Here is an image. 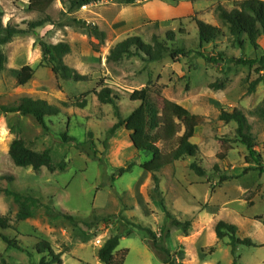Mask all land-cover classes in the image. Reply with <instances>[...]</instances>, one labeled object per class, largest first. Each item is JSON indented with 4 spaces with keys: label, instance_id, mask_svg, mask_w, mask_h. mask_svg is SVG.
<instances>
[{
    "label": "rangeland",
    "instance_id": "374dc122",
    "mask_svg": "<svg viewBox=\"0 0 264 264\" xmlns=\"http://www.w3.org/2000/svg\"><path fill=\"white\" fill-rule=\"evenodd\" d=\"M218 5L233 8L230 0H144L131 5L125 0H104L70 12L57 0L47 13L51 22L17 35L1 47L7 63L0 72V106H16L22 97L29 96L46 100L61 113L49 118L45 129L33 116L0 110V216L11 225L8 230H0V235L18 241L24 249L9 247L0 236V264H39L42 255L36 253V245L40 240L48 241L56 253L62 254V264H103L99 250L116 235L121 237L118 251H128L125 264H163L162 256L150 247L149 235L132 224L153 231L180 264H233L229 238L219 240L215 234L220 221L236 225L239 238H249L256 245L237 248L238 264H264V173L245 172L250 166L246 162L248 151L239 141L237 124L219 118L222 112L235 109L246 116L255 137V150L264 164V80L251 92L252 83L261 74L256 67L235 62L260 59L264 39H260V49H254L248 41L240 48L220 20ZM0 7L4 26L11 23L27 28L28 22L41 18L28 10L29 0H0ZM196 19L221 30L215 43L201 47ZM88 25L105 36L93 34L94 28ZM169 33H175V41L168 39ZM130 37H139L145 43L157 37L189 54L169 55L155 63H146L140 57L109 62L110 51ZM41 42L68 43L71 53L65 63L87 80L64 81L50 65H42ZM26 65L35 69V75L26 86H19L11 70ZM147 85L205 119L192 139L198 154L158 174L166 208L180 221L191 222L188 236L169 225L163 207L150 196L152 176L139 166L149 157L134 149L125 128L110 134L118 122L114 109L92 93L105 87L112 89L120 96L118 106L126 119L140 104L130 101V93ZM64 133L76 137L81 147L64 144ZM16 139L24 140L36 152L50 151L55 171L17 167L9 155ZM222 154H226L223 160ZM194 162L207 171V177L191 170ZM130 163L136 166L113 181L116 172ZM61 164L65 165L63 171ZM215 165L221 174L237 178L219 185ZM5 190L40 200L31 218H18L20 206ZM47 206L72 214L79 225L48 216ZM94 211L108 222L89 228L86 223L93 222L89 216ZM120 215L126 222L119 219ZM163 229L170 230L168 239L164 240Z\"/></svg>",
    "mask_w": 264,
    "mask_h": 264
},
{
    "label": "trees",
    "instance_id": "16d2710c",
    "mask_svg": "<svg viewBox=\"0 0 264 264\" xmlns=\"http://www.w3.org/2000/svg\"><path fill=\"white\" fill-rule=\"evenodd\" d=\"M57 0H29L28 10L30 12L41 15L39 20L30 21L27 23V28H21L18 25L8 23L3 24V11L0 7V72L5 70L7 57L2 51L1 47L12 42L17 35L26 34L34 31L37 28L44 26L51 22L48 16V10ZM104 0H61V2L68 6V10L73 12L75 10L86 7L94 2ZM137 1L144 0H125L129 5ZM215 1V0H207ZM233 2L231 10L226 9L222 5H218L217 12L223 24L228 26L230 34L235 37L236 43L240 48H244L246 41L254 49H260V39H264V0H230ZM83 26L86 23L77 21ZM196 24L199 30L200 45H208L215 43L221 36V30L218 27L212 26L205 21L197 20ZM93 34L104 37L105 35L96 27L92 25L87 26ZM182 33L183 30H181ZM246 36V39H242ZM170 41H175V33L167 35ZM40 48L43 52L42 65H50L53 72L64 81L83 82L87 80V76L81 75L77 70L69 67L65 63V57L71 53V46L68 43L47 44L40 43ZM94 50L97 49L93 47ZM188 51L183 48L169 47L167 44L161 42L157 37L153 38L152 43H145L139 37H130L118 43L108 55L109 62H119L124 58L140 57L146 63L160 62L167 56H186ZM208 61L219 63V60L214 58H207L204 53H199ZM219 59L223 60V55H219ZM235 62L239 65L256 67V71L261 74L255 80L250 88L254 92L257 86L264 80V54L260 59H238ZM12 76L17 80L19 86H26L35 75V69L26 65L21 68L11 70ZM100 102L111 105L114 109L115 117L118 122L110 129V134H114L117 130L125 128L129 132L130 141L133 147L149 158L139 166L142 170L152 176L154 188L151 191V198L157 201L164 209L166 220L169 225L180 229L184 236L189 235L191 222H182L166 208L163 193L160 190V178L158 174L165 168L174 165L176 162L187 157L194 158L198 154V146L192 142L196 135L197 129L204 123L205 119L191 113L187 108L163 96L162 92L154 87L147 85L142 89L135 90L130 93L129 99L131 102H139V106L124 119L118 106L120 96L108 87L101 91H93ZM88 93V94H92ZM85 107V105H82ZM0 110L4 114H19L21 116H33L39 125L48 129L47 120L52 117L60 115L59 107L50 104L46 100L34 99L29 96L22 97L16 106L1 105ZM220 120L226 123L235 122L237 124V136L240 143H242L248 151L246 158L247 164L250 166L245 172L258 171L264 173V164L261 155L255 150V137L251 132V126L246 116L239 110L235 109L231 113L222 112ZM64 144H71L77 148L81 147L78 139L70 136L67 133L62 135ZM228 152V150H227ZM9 155L14 164L19 168L31 167L35 171H40L46 168L49 171H55L53 160L50 151L36 152L29 148L27 143L22 139H16L12 142L9 149ZM226 154L220 155L223 160ZM136 163H130L126 167L120 168L112 177L116 181L118 177L130 172ZM191 170L199 177H207V171L196 162L190 165ZM60 169L63 171L65 165L61 164ZM215 173L220 178L218 184H223L230 180L236 179L235 175L221 174V169L218 165L214 167ZM5 194L12 196L14 201L20 206L18 218L20 220H27L32 217V209L40 204V200L31 196L30 194L13 192L5 190ZM46 214L54 218H64L68 220L73 226L79 225L72 214L57 211L47 206ZM120 220L126 222V219L120 215ZM92 223H86L90 228L97 223L108 222L106 217L100 216L96 211L89 216ZM137 230L145 231L150 237V247L162 256L163 264H180L171 254V252L160 243L153 231L142 226L134 225ZM11 228L10 221L3 216H0V230H8ZM238 227L233 224L220 221L215 227V234L219 240L229 238V246L233 256V264H238L239 257L237 256V248L239 246H256L254 242L249 239H241L238 236ZM131 234L132 231L130 230ZM163 238L170 237V230L163 229ZM2 240L12 248L24 250L18 241L10 239L8 236L1 234ZM121 237L119 235L110 237L103 247L99 250V258L103 264H125L128 251H118ZM36 253L42 255L39 264H62V254L56 253L51 244L46 240H40L36 245ZM31 255V253H29Z\"/></svg>",
    "mask_w": 264,
    "mask_h": 264
},
{
    "label": "water",
    "instance_id": "95a60500",
    "mask_svg": "<svg viewBox=\"0 0 264 264\" xmlns=\"http://www.w3.org/2000/svg\"><path fill=\"white\" fill-rule=\"evenodd\" d=\"M134 145V144H133ZM135 149V148H134Z\"/></svg>",
    "mask_w": 264,
    "mask_h": 264
}]
</instances>
